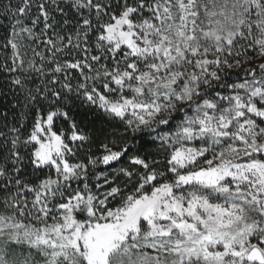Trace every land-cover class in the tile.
I'll return each mask as SVG.
<instances>
[{"label": "snow or ice", "instance_id": "obj_1", "mask_svg": "<svg viewBox=\"0 0 264 264\" xmlns=\"http://www.w3.org/2000/svg\"><path fill=\"white\" fill-rule=\"evenodd\" d=\"M0 14V264H264V0Z\"/></svg>", "mask_w": 264, "mask_h": 264}, {"label": "trees", "instance_id": "obj_2", "mask_svg": "<svg viewBox=\"0 0 264 264\" xmlns=\"http://www.w3.org/2000/svg\"><path fill=\"white\" fill-rule=\"evenodd\" d=\"M4 0H0V3H3ZM11 23L10 20L5 19L2 14H0V24H3L5 27H7ZM3 28H0V36L3 35ZM31 55V52L29 51V56ZM4 74L0 73V79H3ZM15 105V107H13ZM23 98L19 97L17 98L16 96L13 95L12 92H6L5 95H0V111H7L9 114V121H13V118L16 117L18 118L22 113H24L26 110L23 108ZM84 118V110L79 109L77 110V119H83ZM88 120H93L96 122L97 126L100 125L102 121V117H93L91 114L87 116V119H85V123H87ZM30 122V114L29 118L25 123ZM66 127V125H65ZM166 130V129H165ZM153 152H155L154 148H151ZM93 152H96L95 146L93 147ZM81 156H83V153H81ZM157 159L163 161L164 160V154L159 153L156 156ZM105 166H100L96 171L100 172L103 171Z\"/></svg>", "mask_w": 264, "mask_h": 264}, {"label": "rangeland", "instance_id": "obj_3", "mask_svg": "<svg viewBox=\"0 0 264 264\" xmlns=\"http://www.w3.org/2000/svg\"><path fill=\"white\" fill-rule=\"evenodd\" d=\"M28 43H30V42H28ZM232 78L235 79V76H233Z\"/></svg>", "mask_w": 264, "mask_h": 264}]
</instances>
